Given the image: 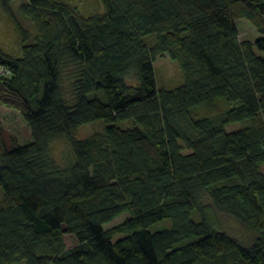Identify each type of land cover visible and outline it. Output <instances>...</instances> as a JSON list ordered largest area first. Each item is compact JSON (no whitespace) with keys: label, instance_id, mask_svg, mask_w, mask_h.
I'll return each mask as SVG.
<instances>
[{"label":"trees","instance_id":"obj_1","mask_svg":"<svg viewBox=\"0 0 264 264\" xmlns=\"http://www.w3.org/2000/svg\"><path fill=\"white\" fill-rule=\"evenodd\" d=\"M13 1L1 7L27 41ZM101 1L103 13L83 16L64 1L27 0L35 41L20 57L0 47L11 73L0 75V106L18 111L33 138L20 145L0 123V264H264V0ZM244 19L256 41L240 40ZM165 54L181 66L177 88L156 85ZM100 90L106 102L88 96ZM221 99L226 112L193 117ZM100 119L104 133L75 140ZM126 120L131 128L115 124ZM61 136L72 145L63 164L48 152ZM204 197L253 240L217 229ZM168 218L171 228L148 229Z\"/></svg>","mask_w":264,"mask_h":264},{"label":"rangeland","instance_id":"obj_2","mask_svg":"<svg viewBox=\"0 0 264 264\" xmlns=\"http://www.w3.org/2000/svg\"><path fill=\"white\" fill-rule=\"evenodd\" d=\"M64 1L71 6H76L80 13L83 16H90L99 13H103L104 6L102 5L101 0H60ZM24 3H27V0H15L12 2L11 6L15 10V14L17 19L22 23L23 29H25L28 33L27 41L24 40L22 32L18 30L15 22L11 17L5 12L4 9L1 7L0 3V47L2 50L8 54H12L16 57H20L22 55L21 47L22 44L25 43H32L36 34V29H34V23L32 19H29L25 16L20 6ZM239 30V38L241 41L251 40L256 41V38L260 36V33L253 28V26L247 21L242 20L239 21L237 24ZM155 36H149L146 41L153 43L155 41ZM260 55L264 57V52L256 50ZM166 56L157 59L154 62L155 66V77H156V85L159 88H167L173 89L177 88L183 84L184 76H182L181 66L178 64L177 61L170 58L169 55L165 54ZM68 73L69 70L65 69L63 73V87L64 92L67 98L71 96V88H70V81L68 80ZM90 98L98 97L102 101H107L104 91L100 90L96 93H90L88 95ZM232 107V104L226 100H217L214 103L201 105L196 107L192 115L194 118H206V117H215L218 114L226 112L228 109ZM0 123L5 130V136H12L17 137L20 145H26V143L31 142L33 140L31 136V132L29 126L26 125L22 115L19 114L18 111L12 110L5 106H0ZM120 128H131L134 124L133 120H126L115 123ZM107 122L104 120H95L89 122V124L83 125L79 128L77 135L75 136V140L85 139L89 137L91 134L105 132L106 128L109 126ZM248 121H238V123L228 124L227 131H238L240 128L247 127ZM48 152L49 155L52 156L56 161L63 164L64 162H68L66 159L69 157L67 155L69 151L72 149L71 140L65 136L58 137L57 139L51 140L49 143ZM261 172L264 173V164L260 167ZM3 194V190L0 189V197ZM203 202L210 205L212 220L216 221L219 230H224L230 236L236 238L240 243L249 244L253 238L254 233L248 231L245 226H242L236 219L227 215L226 213L217 211L209 200L208 197L203 198ZM192 218L196 222H200L202 219L201 213L197 210L192 211ZM130 214L125 212L112 222L105 224L104 228L109 229L115 227L118 224H121L126 221V219L130 218ZM172 227V220L170 218L163 219L158 221V223L150 225L148 228L152 232H157L158 230H165ZM123 234H117L112 239L115 242L116 240L124 237ZM197 240L196 237L191 238L190 240L181 242L180 245H184L187 243H191V241ZM64 241L66 247H72L76 244V240L72 235H66L64 237ZM178 245V246H180ZM21 264H23L21 262Z\"/></svg>","mask_w":264,"mask_h":264},{"label":"built area","instance_id":"obj_3","mask_svg":"<svg viewBox=\"0 0 264 264\" xmlns=\"http://www.w3.org/2000/svg\"><path fill=\"white\" fill-rule=\"evenodd\" d=\"M0 75H5L8 77L11 76V73L6 68H4L2 64H0Z\"/></svg>","mask_w":264,"mask_h":264},{"label":"crops","instance_id":"obj_4","mask_svg":"<svg viewBox=\"0 0 264 264\" xmlns=\"http://www.w3.org/2000/svg\"><path fill=\"white\" fill-rule=\"evenodd\" d=\"M75 245V244H74ZM73 247V246H72ZM67 248H70V247H67Z\"/></svg>","mask_w":264,"mask_h":264}]
</instances>
